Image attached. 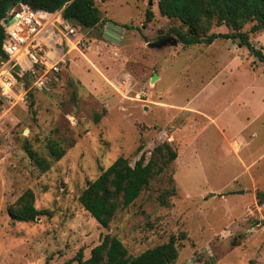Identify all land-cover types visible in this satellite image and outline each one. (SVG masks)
I'll use <instances>...</instances> for the list:
<instances>
[{
	"label": "rangeland",
	"instance_id": "obj_1",
	"mask_svg": "<svg viewBox=\"0 0 264 264\" xmlns=\"http://www.w3.org/2000/svg\"><path fill=\"white\" fill-rule=\"evenodd\" d=\"M95 4L103 21L72 24L78 44L64 46L57 79L39 87L24 74L5 102L0 264H74L106 234L130 255L173 237L172 264H264V205L256 199L264 190L262 63L233 39L181 44L170 30L184 26L162 15L157 0ZM108 21L121 27L116 41L103 36ZM249 27L264 54V29ZM48 141L65 149L59 159ZM162 142L176 158L101 226L80 204L81 191L117 157L133 164ZM155 158L163 163V155ZM26 191L41 213L12 220L7 207Z\"/></svg>",
	"mask_w": 264,
	"mask_h": 264
},
{
	"label": "trees",
	"instance_id": "obj_2",
	"mask_svg": "<svg viewBox=\"0 0 264 264\" xmlns=\"http://www.w3.org/2000/svg\"><path fill=\"white\" fill-rule=\"evenodd\" d=\"M96 0H0V58H4L3 43L5 31L3 19L10 9L18 4H26L33 9L47 12L60 11L66 23L91 28L103 21L102 13L95 4ZM106 1V0H101ZM162 15L177 19L185 29L172 27L171 32L181 44H211L216 38L233 39L245 46L249 53L263 65L264 54L249 40L243 27L250 23L249 32L264 29V0H157ZM223 25L226 32L211 31L213 26ZM99 115L95 116V120ZM29 157L42 169L47 168L44 160L28 146H24ZM49 154L59 159L65 149L54 141L47 142ZM163 155V163L158 164L155 156ZM176 150L168 142L154 146L149 158L144 155L130 164L122 156L117 157L95 179L88 182L79 194L78 200L83 208L101 225L108 226L111 217L119 208L129 206L141 190L148 186L153 176L161 174L170 161L176 158ZM163 197V196H161ZM259 204L264 205V190L256 192ZM16 206L9 205L7 212L12 220L31 221L41 213L33 204V196L26 191ZM161 203L166 198H160ZM178 256L174 238L147 248L137 255H130L120 239L108 234L93 246L88 257L83 258L80 251L75 255L74 264H172ZM211 262L207 264H211ZM63 264H72L71 260Z\"/></svg>",
	"mask_w": 264,
	"mask_h": 264
},
{
	"label": "built area",
	"instance_id": "obj_3",
	"mask_svg": "<svg viewBox=\"0 0 264 264\" xmlns=\"http://www.w3.org/2000/svg\"><path fill=\"white\" fill-rule=\"evenodd\" d=\"M5 31L4 58H0V129L5 102L14 93L20 76L31 75L35 86H46L49 76L57 79L64 62V46L78 44L77 31L63 21L60 11L47 12L18 4L3 19ZM55 50L56 59L47 57Z\"/></svg>",
	"mask_w": 264,
	"mask_h": 264
},
{
	"label": "water",
	"instance_id": "obj_4",
	"mask_svg": "<svg viewBox=\"0 0 264 264\" xmlns=\"http://www.w3.org/2000/svg\"><path fill=\"white\" fill-rule=\"evenodd\" d=\"M149 3H151V1ZM120 31V26L111 21H108L103 36L110 40L116 41L120 35ZM240 192H242V190Z\"/></svg>",
	"mask_w": 264,
	"mask_h": 264
},
{
	"label": "crops",
	"instance_id": "obj_5",
	"mask_svg": "<svg viewBox=\"0 0 264 264\" xmlns=\"http://www.w3.org/2000/svg\"><path fill=\"white\" fill-rule=\"evenodd\" d=\"M47 52H48V53H47V57H46V58L51 59L52 61L55 60V59L57 58V57H56L57 54H56L55 50H52V51H51V50H47ZM64 52H65V51H64ZM66 53H68V52H66ZM48 54H50V55H48ZM64 54H65V53H64ZM64 54H63V55H64Z\"/></svg>",
	"mask_w": 264,
	"mask_h": 264
}]
</instances>
